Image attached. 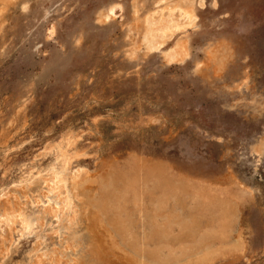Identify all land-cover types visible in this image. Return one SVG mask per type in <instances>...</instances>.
<instances>
[{"label":"rangeland","instance_id":"374dc122","mask_svg":"<svg viewBox=\"0 0 264 264\" xmlns=\"http://www.w3.org/2000/svg\"><path fill=\"white\" fill-rule=\"evenodd\" d=\"M157 1L0 0V213L14 202L33 222L23 233L0 225V264H48L54 252L65 264L86 260L83 245L66 249L68 234L44 214L39 194L66 139L76 155L70 173L98 175L137 154L217 192L231 189L225 243L213 233L220 221L212 212L178 197L171 212L193 219L194 232L213 234L215 252L191 263L197 255L174 249L165 264H264V151L253 150L264 139V0H202L193 27L128 56L137 42L128 29ZM177 39L187 41L189 56L166 64L162 52ZM217 43L226 54L219 71L204 51ZM41 215L44 225H35Z\"/></svg>","mask_w":264,"mask_h":264},{"label":"bare ground","instance_id":"6f19581e","mask_svg":"<svg viewBox=\"0 0 264 264\" xmlns=\"http://www.w3.org/2000/svg\"><path fill=\"white\" fill-rule=\"evenodd\" d=\"M156 4L158 5L152 11L142 17L141 26L135 22V26L128 29V36L131 31H135L134 36L137 35V42L132 41L128 56L134 57L140 48L143 49L142 54L147 55L158 50L175 32L193 27L196 9L201 6L202 0H158ZM111 12V8L101 11L98 21L104 22ZM135 13L136 10L134 20H137ZM220 45L221 43H217L216 46L209 45L204 49L206 58L215 61L217 71L226 62V54L223 52L225 48ZM188 56L189 49L184 39H177L162 52L166 64L182 63ZM201 64L202 62H198L194 65L195 72H199ZM257 104L261 106L260 103ZM62 144L56 147L59 167H52L44 177L45 191L39 194L47 199L44 210L42 209L44 214L55 219L58 228L68 234L65 236L66 249L83 245L84 256L87 258L80 264H118L121 261L129 264H165L167 256L174 249L179 250L181 255L190 252L193 253L191 255H197L190 260L191 263L212 252L214 254L215 249L210 245L213 240H209L214 237L213 234L209 235L207 230L194 232L193 219H185L171 212V206L173 203L177 204L179 196L191 198L196 202L197 208L204 212H212L210 218L214 215L220 221L217 223L220 227L213 233L223 243L228 241L226 229L230 227L234 209L227 197L235 199L231 189L220 188L217 192L216 188L210 187L212 183L209 181H190L180 174L172 173L166 161L145 159L137 154H130L121 166L110 162L98 175L92 176L82 169L70 173L67 167L76 155L69 153L68 139ZM253 150L263 152L264 139ZM13 205L8 203L4 208L1 207L0 225L13 230L14 224H17L21 233L30 230L32 220ZM35 220V225H44L43 215ZM174 227L177 230L174 231ZM201 232L207 234L203 236ZM195 233L198 235L194 237ZM240 238L239 232L237 242L241 241ZM47 262L65 264L57 252Z\"/></svg>","mask_w":264,"mask_h":264}]
</instances>
